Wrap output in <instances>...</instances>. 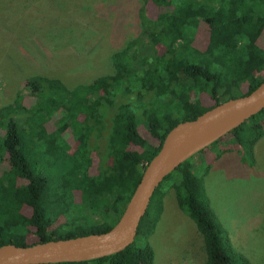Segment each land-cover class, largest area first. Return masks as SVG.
Masks as SVG:
<instances>
[{"label":"trees","instance_id":"1","mask_svg":"<svg viewBox=\"0 0 264 264\" xmlns=\"http://www.w3.org/2000/svg\"><path fill=\"white\" fill-rule=\"evenodd\" d=\"M143 2L139 33L112 53L111 73L72 87L56 77L31 76L14 101L0 106V246L110 229L173 126L263 81L264 48L258 40L264 0ZM148 3L159 8L153 17L146 13ZM201 24L207 36L199 51ZM262 135L264 108L209 146L228 136L239 145L241 161L253 166L254 144ZM190 158L155 189L131 244L92 260L50 264H153L149 237L169 188L202 235L206 264H251L233 246ZM50 196L57 205L72 202L84 212L67 217L61 234L60 226L51 228L45 205Z\"/></svg>","mask_w":264,"mask_h":264},{"label":"rangeland","instance_id":"2","mask_svg":"<svg viewBox=\"0 0 264 264\" xmlns=\"http://www.w3.org/2000/svg\"><path fill=\"white\" fill-rule=\"evenodd\" d=\"M143 4V0H0V106L14 101L31 76L56 77L72 87L111 73L112 53L139 33L138 10ZM145 8L151 17L159 10L152 3ZM206 36L201 24L199 51ZM258 43L264 48V31ZM140 131L147 134L143 127ZM254 157L253 166L242 165L239 145L227 136L189 162L193 174L202 177L233 246L251 264H264V135L254 144ZM53 200L50 196L45 205L53 219L51 228L60 226L57 233L61 234L68 228L61 227L67 217H81L84 212L72 202L60 206ZM34 238L30 235L29 240ZM149 242L153 264H206L202 235L179 207L174 188L163 196L162 213Z\"/></svg>","mask_w":264,"mask_h":264},{"label":"water","instance_id":"3","mask_svg":"<svg viewBox=\"0 0 264 264\" xmlns=\"http://www.w3.org/2000/svg\"><path fill=\"white\" fill-rule=\"evenodd\" d=\"M263 108L264 79L251 92L218 103L194 119L177 123L166 134L158 152L144 165L139 182L110 229L30 245L6 243L0 246V264L87 261L124 249L134 241L151 196L163 179L186 159Z\"/></svg>","mask_w":264,"mask_h":264},{"label":"crops","instance_id":"4","mask_svg":"<svg viewBox=\"0 0 264 264\" xmlns=\"http://www.w3.org/2000/svg\"><path fill=\"white\" fill-rule=\"evenodd\" d=\"M240 162L242 163V165H243V162L241 161V159H240ZM206 192V191H205Z\"/></svg>","mask_w":264,"mask_h":264}]
</instances>
